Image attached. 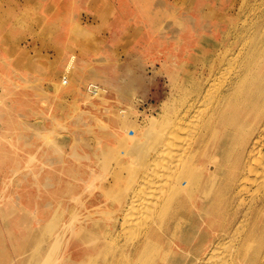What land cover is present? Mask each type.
<instances>
[{"label": "rangeland", "instance_id": "rangeland-1", "mask_svg": "<svg viewBox=\"0 0 264 264\" xmlns=\"http://www.w3.org/2000/svg\"><path fill=\"white\" fill-rule=\"evenodd\" d=\"M261 13L264 14V0H0V264H165L167 261L166 264H223L221 257L228 255L227 251L232 254L238 245L241 228L237 223L242 210L251 202L249 195L258 193V184L263 185L264 181L261 174L264 170L254 173L257 175L250 173L246 179L254 180H249L250 184L244 181V192L233 195L238 179H229V174L238 172L235 154L238 140L249 129L246 120L241 122L244 116L241 109L256 105L249 94L258 89V81L252 77L264 72ZM232 56L237 57L233 60ZM239 66H243L240 77L243 90L238 88L240 91L232 94L231 99L234 106L239 101V107L243 108L228 115V124L220 123L206 135V143L198 149L202 150L200 155L197 152L195 159L189 161V173L175 180L169 177L172 183H177L174 199L185 193L181 189L189 184L192 190L175 215L169 209L165 216L160 213L151 216L160 227L155 228L156 234H149L152 223L147 217L149 213L142 205L135 206L132 199L143 195L152 203V195L160 192L162 184L158 179L162 178L145 182L144 170L151 172L153 167L155 172L161 166L157 165L167 161L169 155L168 159L172 156L174 161L180 159L177 143L181 145L179 153L184 154L185 139L194 131L197 117L203 115L197 111H207L210 106L207 100L211 98L213 102L222 93L236 78ZM219 76L222 81H218ZM93 89L96 94H92ZM201 91H210L211 95L204 93L202 97ZM244 97L246 101L242 100ZM183 112L187 113L186 120ZM171 129L176 138H182L181 143L170 137ZM224 135L229 142L222 153L216 146ZM169 142L176 146L178 155L171 154L175 148ZM260 144L264 151V136ZM158 149H163L162 158L165 150L168 155L161 159ZM202 162L206 171L195 172V165L200 167ZM213 165L217 166L215 172ZM258 176L263 181H258ZM152 183L156 185L152 187ZM222 186L224 189L220 190ZM152 188L155 192L151 195ZM142 191L145 194H140ZM115 195H120L122 201L117 202L119 198ZM132 207L139 212L136 214ZM126 211L132 213L133 219L137 216L138 228L143 227L139 232L136 224L130 225L134 221L132 216L128 217L130 222L124 219L129 214ZM139 213H144L142 217L148 220ZM231 218L235 220L232 222ZM125 220L129 228L122 223ZM258 228L256 237L253 235L242 246L245 254L241 264H258L257 260L264 264V255L258 253L264 245V226ZM234 229L236 234L240 231L239 237ZM230 242L232 248L228 250L224 246L227 243L231 246ZM214 248L219 252L216 255L226 252L219 262L213 256ZM223 248L227 251H221ZM208 256L212 257L211 262Z\"/></svg>", "mask_w": 264, "mask_h": 264}, {"label": "bare ground", "instance_id": "bare-ground-1", "mask_svg": "<svg viewBox=\"0 0 264 264\" xmlns=\"http://www.w3.org/2000/svg\"><path fill=\"white\" fill-rule=\"evenodd\" d=\"M259 6V5H258ZM261 10V9H260ZM259 10V11H260ZM224 11V10H223ZM262 14V13H261ZM262 15H264V14H262ZM263 17V16H262ZM256 20V19H255ZM258 20H260L259 18H258ZM258 20H256V21H258ZM255 21V22H256ZM261 22V21H260ZM257 25H258V23H256ZM262 26V25H261ZM257 28H258V26H257ZM262 28V27H261ZM256 30V29H255ZM261 32H262V30H261ZM258 36V35H257ZM263 40V39H262ZM257 41H258V39H257ZM256 41V42H257ZM261 42V41H260ZM215 48V47H214ZM225 50V49H224ZM244 51V50H243ZM233 52V51H232ZM238 52V51H237ZM240 52V51H239ZM233 53H235V52H233ZM240 54V53H239ZM242 54H244V53H242ZM241 54V55H242ZM251 54V53H250ZM222 55V54H221ZM229 56V55H228ZM228 56H227V58H228ZM249 56V55H248ZM231 56H229V58H230ZM236 57L237 56H235V57H233L232 56V58H233V60H234V58L236 59ZM225 58V57H224ZM239 58V57H238ZM210 59V58H209ZM231 59V58H230ZM227 60V59H226ZM232 60V59H231ZM239 60V59H238ZM237 60V61H238ZM209 61V60H208ZM230 61V60H229ZM240 61V60H239ZM241 61H243V60H241ZM247 61H248V59H247ZM196 62V61H195ZM224 62V61H223ZM222 62V63H223ZM239 63V62H238ZM240 63H242V62H240ZM244 63H246V62H244ZM235 64V63H234ZM222 65V64H221ZM239 64H237V66H238ZM242 65H243V63H242ZM241 66V65H240ZM239 66V67H240ZM166 67V66H165ZM192 68H193V66H192ZM220 68V67H219ZM235 68V67H234ZM242 68H243V66H242ZM241 67L239 68V70L237 71V73L235 74V76H236V78L235 77H233L232 79H234V80H232V81H230L229 83H228V85L224 88V90L222 91V93H220V95L218 96V97H216L215 99H214V101L212 102L211 101V98L208 96H205V97H207V99L208 98H210L209 100L212 102V103H209L210 101L209 100H207V103H208V105H210L209 107H208V109H207V111H206V109L204 110V112H202V111H197V112H200V114H202L203 113V115H199V113L197 114V112L195 113L196 115H199L200 117H197V118H191L192 120L193 119H197V122L194 124V126H195V129H194V127L192 126V128L194 129V131L193 130H189L188 128H186V129H188V133H189V131H190V133H189V137L187 138V139H185L186 141H187V143H185V144H187V145H185V146H187V150L186 149H184V151H185V153L184 154H181V153H179L180 151V149H181V145L179 146L178 145V143H177V148L179 149L178 150V152L176 151V146L174 147V146H172L171 145V143H170V145L172 146V147H174L175 148V150H173L174 148H172L171 150H173L174 152L172 153V151H171V154H173L174 155V153L176 154V152L178 153V154H180L181 155V157H180V159L178 158V160L177 161H174L173 159H172V157H171V159L173 160V162L171 161V159L169 158L168 159V157L169 156H171V155H169L168 157H167V159H165V160H167V161H163L162 160V162H161V159H164L165 157H166V155H168V152L166 151V153H165V151H164V154H163V156H164V158H162V153H161V151L164 149H161V150H159L160 151V153L159 152H157L156 153V155L159 153V155L161 156V159H160V162H161V164H158L157 165V163H160V162H157V163H155V165H157V166H159V165H161L160 167H159V169H157L155 172H153V167H152V171L151 172H147V169H146V171L144 170V172H145V174H144V177H146L145 178V182L148 180V181H150V179H152V178H155V177H157V179L158 178H162V179H158L159 181H158V183L160 182L162 185L160 186L157 182H155V183H157L158 184V188L157 189H159V186H160V192L158 193V194H155L154 196L151 194L153 191H154V188H152V191L150 192V194L152 195V197H151V200L153 201L152 203L149 201V200H147L146 198H144L143 197V195L141 196V195H139V196H136L135 198H133L132 199V201L134 202V204H135V206L137 205V206H141L142 205V207H144V209L143 210H145V209H147V211H148V219H149V221H151L153 218L151 217V216H154V215H156L157 213H160L161 214V216L163 215V216H165V213H167V212H169V209L171 210V215L173 216V215H175L176 213V211H177V209L178 208H180V206H182V204H184V202L187 200V198L189 197V191L190 190H192V185L191 184H189L186 188L184 187L183 189H181V190H183V191H186L185 193H183L182 195H179V196H177V197H175V199H174V192H175V190H176V184H175V181H174V183H172L171 181L172 180H169V177H173V179L175 180V179H179V177L181 176V175H184L186 172H188V169L190 170L191 168H189V166H190V163H189V161H192V160H194L195 159V157L197 156V152L199 153L198 155H200V152L202 151H198V149L203 145V144H205L206 143V135L209 133V132H212L215 128V126H217L218 124H224V125H226V124H228L229 123V121H228V119H227V117H228V115L229 114H231L232 112H235V111H237V109H239V108H243V107H239L240 105V102L239 101H237L238 103V105L236 104L235 106L233 105V100L234 99H231L232 97H233V95L232 94H235V93H237V92H239L240 91V89H238V88H241V86H242V81H241V79H240V77H241V71L243 70ZM258 68V67H257ZM256 68V69H257ZM224 69V68H223ZM233 69V68H232ZM216 71V70H215ZM211 72V71H210ZM221 73L223 74V72L221 71ZM233 73V72H232ZM263 74L262 75H260V76H258V75H253V77H252V80H257L258 82V84H257V87H258V89L252 94V93H249L250 95H251V99L250 100H252V99H255V104L257 105V103L260 101V100H262V102L261 103H259L257 106L256 105H254V107L253 108H250L249 109V107H244L243 109H241L243 112H244V116H243V120L241 119V122L243 123V122H245V120H246V124H247V127L249 128H247L248 129V131L247 130H245L242 134V137L238 140V143L237 144H239V148H237L238 149V151L235 153L236 154V168L238 169V172L236 171L235 173H233V174H229L231 177H229V179H232V180H237L238 181V183L236 184V187H234V188H236V190L233 192V195L234 194H238V193H241V192H244L243 190H245V189H243V185H244V183H246L247 181L246 180H251V178L250 179H246L247 178V176L250 174V173H257V172H261L262 170H264V151H262L261 150V147H262V145L260 144V141H261V138L264 136V89L263 90H261V86L263 85L264 86V72H262ZM219 74H220V72H219ZM221 75V74H220ZM234 75V74H233ZM212 76H214L215 77V75H212ZM221 76H223V75H221ZM218 77V76H217ZM255 77V78H254ZM175 79V78H174ZM178 79V78H177ZM190 79V78H189ZM193 79V78H192ZM208 79V78H207ZM220 79H221V81H222V78L219 76V80L218 81H220ZM194 80V79H193ZM193 80H191V81H193ZM251 80V82H253ZM210 81V80H209ZM211 81H215V80H213V78H212V80ZM217 81V80H216ZM218 81H217V83H218ZM223 81H224V79H223ZM227 82V81H226ZM225 82V83H226ZM210 83V82H209ZM221 83H223V82H221ZM221 83H219L220 85H222ZM213 84V83H212ZM254 84V83H253ZM206 85V84H205ZM209 85V84H208ZM214 85V84H213ZM212 85V86H213ZM210 86V85H209ZM215 86V85H214ZM213 86V87H214ZM211 87V86H210ZM209 87V88H210ZM224 87V86H223ZM205 88V87H204ZM203 88V89H204ZM212 88V87H211ZM264 88V87H263ZM98 89V88H97ZM223 89V88H222ZM242 89V88H241ZM243 90V89H242ZM211 91V90H210ZM210 91H208V93H210V94H208V93H205V95L207 94V95H211V92ZM219 91H220V89H219ZM219 91H218V93H219ZM245 91V90H244ZM97 92V91H96ZM202 92V91H201ZM248 92V91H247ZM203 93V92H202ZM204 93H203V96L202 97H204ZM246 93V92H245ZM260 93L262 94V95H260ZM96 94V93H95ZM232 96H231V95ZM244 94V93H243ZM92 95V94H91ZM231 97H230V96ZM255 95L257 96V95H259V99L257 98L256 99V97H255ZM242 98V97H241ZM171 99V98H170ZM169 99V100H170ZM203 99V98H202ZM201 99V101L203 102V100ZM200 100V98H198V101ZM213 100V99H212ZM232 100V101H231ZM238 100V99H237ZM243 101H246L247 99H245V97L242 99ZM201 101H200V104H201ZM209 101V102H208ZM199 103V102H198ZM207 105V106H208ZM245 109V110H244ZM186 111H189V110H186ZM185 111V112H186ZM185 112H183V115L185 116V120H186V115H187V113L186 114H184ZM189 113V112H188ZM194 114V115H195ZM193 115V114H192ZM191 115V116H192ZM191 116H189V117H191ZM195 117V116H194ZM247 118H249V120H248V122H247ZM177 120H178V118H177ZM176 120V121H177ZM182 120V119H181ZM192 120H190V121H192ZM184 121V120H183ZM194 121H196V120H194ZM193 122V121H192ZM173 123H175V122H173ZM177 123H179L180 124V122H177ZM176 123V124H177ZM182 123H185V122H182ZM188 123V122H187ZM194 123V122H193ZM178 124V125H179ZM186 124V123H185ZM192 124V123H191ZM182 125V124H181ZM184 125V124H183ZM186 126V125H185ZM190 126V125H189ZM171 127V126H170ZM187 127H188V124H187ZM177 128V127H176ZM180 128V127H179ZM179 128H177L178 130H180V129H182L183 127H181L180 129ZM190 128V127H189ZM168 129H170V128H168ZM174 129H175V124H174ZM173 129V131H175ZM191 129V128H190ZM183 130H185V129H182V131ZM226 130V129H225ZM193 131V132H192ZM221 131V130H220ZM168 132H169V130H168ZM171 133H173L172 132V129H171V131H170ZM178 132H180V131H178ZM185 132H187L186 130H185ZM192 132V133H191ZM229 132V131H228ZM169 134L170 135V137L172 136V139H173V136H174V140L175 139H177V140H179V141H176V142H180L181 143V141H182V138H180L179 137V139L178 138H176L175 137V135L177 136V134H175V133H173V134ZM182 133V132H181ZM183 133H184V131H183ZM187 133V134H188ZM168 134V133H167ZM175 134V135H174ZM186 134V133H185ZM224 134V133H223ZM226 135H228V134H226ZM226 135H224V136H226ZM167 137H168V135H166ZM183 136H184V134H183ZM187 136V135H186ZM186 136H185V138H186ZM224 136H223V138H220L219 139V141L217 142V145L218 146H216V147H219V148H221V151H222V153H223V150H222V148H224L225 146H226V144H227V142H229V140H228V137L226 136L225 138H224ZM231 136V135H230ZM229 136V137H230ZM166 137V138H167ZM181 137H182V135H181ZM184 138V137H183ZM163 139V138H162ZM170 139V138H169ZM160 140V139H159ZM168 140V138L166 139V141ZM171 140V139H170ZM181 140V141H180ZM171 141H173V140H171ZM160 141H158V143H159ZM165 142V141H164ZM168 142V141H167ZM157 143V144H158ZM163 143V142H162ZM165 144H167V143H165ZM216 144V143H215ZM236 144V143H235ZM184 145H182L183 147H184ZM260 145H261V147H260ZM158 146H159V144H158ZM167 146H168V148H169V145L167 144ZM171 146H170V148H171ZM157 147V146H156ZM160 147H162V146H160ZM182 147V148H183ZM233 147V146H232ZM54 148V147H53ZM226 148V147H225ZM228 149V148H227ZM155 150V149H154ZM200 150V149H199ZM219 150V149H218ZM235 150V149H234ZM56 151V150H55ZM152 151V150H151ZM168 151H170V150H168ZM182 151V150H181ZM183 151V152H184ZM220 151V150H219ZM156 152V151H155ZM163 152V151H162ZM182 152V153H183ZM53 153V152H52ZM151 153V152H150ZM217 153V152H216ZM226 153V152H225ZM72 154V153H71ZM166 154V155H165ZM178 154H176V155H178ZM233 154V153H232ZM155 155V154H154ZM217 155V154H216ZM219 155V154H218ZM60 156V155H59ZM147 156V155H146ZM175 156V155H174ZM225 156V155H224ZM71 157V156H70ZM147 157H149V155L147 156ZM199 157V156H198ZM197 157V158H198ZM213 157V156H212ZM220 157H221V155H220ZM73 158V157H72ZM79 158V157H78ZM98 158V157H97ZM100 158V157H99ZM154 158V157H153ZM176 158V157H175ZM151 159V158H150ZM217 159V158H216ZM222 159V158H221ZM221 159H220V161H221ZM64 160H66V159H64ZM102 160V159H101ZM144 160V159H143ZM155 160H157V159H155ZM145 161V160H144ZM223 161V160H222ZM50 162V161H49ZM48 162V163H49ZM60 162H61V160H60ZM143 162V161H142ZM151 162H152V160H151ZM156 162V161H155ZM216 162V161H215ZM224 162V161H223ZM52 163H50V165H51ZM193 164V163H192ZM195 164V163H194ZM200 164V167H198V166H196L195 165V168H193V169H195V172H201V170L204 172V171H206V165H204L203 164V162L202 163H199ZM28 165H29V163H28ZM146 165V164H145ZM222 164H220V166H221ZM56 166V165H55ZM70 166V165H69ZM76 166V165H75ZM74 166V167H75ZM154 166V165H153ZM66 167H68V166H66ZM53 168V167H52ZM51 168V169H52ZM56 168V167H55ZM63 168V167H62ZM73 168V167H72ZM147 168V167H146ZM149 168V167H148ZM156 168V167H155ZM213 170H212V172H215L216 171V169H217V166H214L213 165ZM221 168V167H220ZM226 168H227V166H226ZM68 169V168H67ZM71 169V168H70ZM150 169V168H149ZM40 171H41V169H39ZM136 170H137V168H136ZM227 170V169H226ZM228 170H229V168H228ZM233 170H235V169H233ZM68 171V170H67ZM113 171V170H112ZM143 171V170H142ZM147 172V173H146ZM219 172V171H218ZM222 172V171H221ZM227 172V171H226ZM62 173V172H61ZM138 173H139V171H138ZM138 173H137V175H138ZM189 173V172H188ZM210 173V172H209ZM217 173V172H216ZM40 174V173H39ZM211 174V173H210ZM252 174V175H253ZM260 174V173H259ZM261 174L262 175H264L262 172H261ZM38 175V174H37ZM36 175V176H37ZM142 175H143V173H142ZM197 175V174H196ZM199 175V174H198ZM202 175V174H201ZM209 175V174H208ZM222 175H223V173H222ZM222 175H220V176H222ZM243 175H245V176H243ZM251 175V174H250ZM254 175H257V174H254ZM253 175V176H254ZM261 175V176H262ZM39 176V175H38ZM187 176V175H186ZM195 176V175H194ZM219 176V177H220ZM241 176H243V177H241ZM260 176V175H259ZM258 176V181H261L262 180V177L260 178ZM32 177H35V176H32ZM67 177V176H66ZM133 176H131V178H132ZM196 177V176H195ZM202 177V176H201ZM227 177H228V175H227ZM227 177H226V179H227ZM245 177V178H244ZM69 178V177H68ZM185 178V177H184ZM223 178V177H222ZM243 178V179H242ZM255 178H257V177H255ZM260 178V179H259ZM264 178V177H263ZM33 179V178H32ZM62 179V178H61ZM135 179V178H134ZM183 179V178H182ZM240 179H242L241 181H240ZM57 180V179H56ZM133 180V179H132ZM141 180V179H140ZM160 180H162V182L160 181ZM217 180H219V179H217ZM254 180V179H253ZM253 180H251V182L253 181ZM54 181V180H53ZM67 181V180H66ZM157 181V180H156ZM170 181V182H169ZM186 181V180H185ZM224 180H222V182H223ZM227 181H228V179H227ZM226 181V183H229L230 184V182H227ZM244 181H246V182H244ZM256 181V180H255ZM257 181V183H259ZM263 181V180H262ZM35 182V181H34ZM55 182V181H54ZM65 182V181H64ZM70 182V181H69ZM136 182V181H135ZM144 182V179H143V183H145ZM151 182V181H150ZM150 182H148L149 183V185H150V188H151V183ZM154 182V181H153ZM188 182V181H187ZM221 182V183H222ZM250 181L248 182L249 184L251 183ZM55 183H57V182H55ZM189 183V182H188ZM224 183V182H223ZM236 183V182H235ZM254 183H256V182H254ZM36 183H34L33 185H35ZM39 184V183H38ZM46 184V183H45ZM63 184V183H62ZM145 184H147V183H145ZM153 185H152V187L153 186H155L156 184H154V183H152ZM198 184V183H197ZM216 184V183H215ZM261 184V183H260ZM260 184H258L259 186L257 187V188H260V190H259V192L258 193H253V195H255L254 197H253V195H249V196H251V202H250V200L248 201V202H250L248 205H246L245 207H244V209L242 210V213H241V218L239 219V221H238V225L240 226V228H241V234H240V239H237L238 240V245H237V247L234 249V252H232V254H231V252H228L226 249L228 248V250H229V247H231L232 248V241L230 242V244H231V246H229V243H227V245L228 246H224V247H227L226 249L225 248H223V250H221V251H223L224 252V249L227 251V253H229L228 255L226 254V252H224L226 255L224 256V257H221V258H223V264L225 263V264H241L240 263V261H242L243 260V255L245 254V252L244 251H242V246H243V244L245 243V244H247V242L248 241H250L251 240V238L253 237V235H254V233H255V230L256 229H259L258 227H259V225H263L264 226V181L262 182V184L263 185H260ZM32 185V184H31ZM133 185V184H132ZM144 185V184H143ZM149 185H148V187H149ZM180 185V184H179ZM199 185V184H198ZM224 185H225V183H224ZM226 185H228V184H226ZM256 185V184H255ZM49 186V185H48ZM47 186V187H48ZM52 186V185H51ZM56 186V185H55ZM109 186V185H108ZM137 186V185H136ZM142 186V185H141ZM261 186V187H260ZM42 187V186H41ZM45 186H43L42 188H44ZM50 187V186H49ZM105 187H107V186H105ZM131 187V186H130ZM134 187H135V185H134ZM147 187V186H146ZM145 187V188H146ZM181 187H183V186H181ZM247 187H248V185H247ZM249 187H251V186H249ZM40 188V187H39ZM65 188V187H64ZM63 188V189H64ZM108 188V187H107ZM138 188H140V187H138ZM138 188H137V191H139L140 192V190H138ZM219 188V187H218ZM223 188V186L220 188V190ZM227 188V187H226ZM246 188V187H245ZM256 188V187H255ZM35 189H36V187H35ZM41 189V188H40ZM105 189V188H104ZM128 189H129V187H128ZM149 189V188H148ZM148 189H146L145 191L147 192L148 191ZM202 189V188H201ZM224 189V188H223ZM243 189V190H242ZM248 189V188H247ZM250 189V188H249ZM254 189V188H253ZM45 190V189H44ZM43 190V191H44ZM56 190V189H55ZM127 190V189H126ZM177 190H178V188H177ZM119 191V190H118ZM157 191V190H156ZM227 191V190H226ZM255 191L257 192V190L255 189ZM139 192H137V194H139ZM143 193H140V194H145L144 193V191H142ZM155 192V191H154ZM248 192V191H247ZM252 192V191H251ZM44 193V192H43ZM127 193V192H126ZM125 193V194H126ZM147 193H149V192H147ZM146 193V194H147ZM174 193V194H173ZM196 193V192H195ZM222 193V192H221ZM221 193H219V195L221 194ZM37 194V193H36ZM100 194V193H99ZM128 194V193H127ZM130 194V193H129ZM150 194H148V195H144V196H149ZM201 194H202V192H201ZM213 194V193H212ZM215 194V193H214ZM230 194V193H229ZM242 194V193H241ZM246 194H249V193H246ZM251 194V193H250ZM45 195V194H44ZM111 195V194H110ZM135 195H136V193H135ZM173 195V196H172ZM197 195V194H196ZM231 195V194H230ZM232 195V196H233ZM29 196V195H28ZM55 196V195H54ZM116 196V195H115ZM115 196L113 197V198H115ZM118 196V195H117ZM116 196V197H117ZM120 196V195H119ZM119 196H118V198H119ZM156 196V197H155ZM192 196V195H191ZM202 196V195H201ZM203 196H204V194H203ZM210 196H212V195H210ZM213 196H215V195H213ZM217 196V195H216ZM222 196V195H221ZM241 196V195H240ZM244 196V195H243ZM51 197V199H52V196H50ZM98 197V196H97ZM104 197V196H103ZM106 197V196H105ZM121 197V196H120ZM173 197V198H172ZM93 199H94V197H92ZM118 198H116V199H118ZM127 198V197H126ZM152 198H154V199H152ZM203 198V197H202ZM230 198V197H229ZM229 198H227V199H229ZM241 198V197H240ZM54 200L56 199V197L55 198H53ZM59 199V198H58ZM89 199V198H88ZM105 199V198H104ZM150 199V198H149ZM174 199V200H173ZM197 199V198H196ZM210 199V198H209ZM224 199H226V198H224ZM232 199V198H231ZM230 199V200H231ZM235 199V198H234ZM241 199H243V198H241ZM250 199V198H249ZM115 200V199H114ZM121 200V198H119L118 200H117V202L118 201H120ZM125 200V199H124ZM172 200V201H171ZM199 200V199H198ZM212 200V199H211ZM220 200H221V197H220ZM229 200V201H230ZM58 201V200H57ZM75 201V200H74ZM122 201V200H121ZM129 201V200H128ZM203 201H204V199H203ZM209 201V200H208ZM228 201V200H227ZM240 200H238V202H239ZM244 201V200H243ZM127 202V201H126ZM237 202V203H238ZM63 203V202H62ZM90 203V202H89ZM105 203V202H104ZM122 203H124V202H122ZM206 203V202H205ZM204 203V204H205ZM219 203V202H218ZM218 203H216V204H218ZM227 203V202H226ZM231 203V202H230ZM240 203V202H239ZM238 203V204H239ZM244 203V202H243ZM246 203V202H245ZM119 204H120V202H119ZM130 204V203H129ZM132 204V203H131ZM200 204V203H199ZM198 204V205H199ZM202 204V203H201ZM203 204V205H204ZM228 204V203H227ZM247 204V203H246ZM34 205V204H33ZM39 205V204H38ZM71 205V204H70ZM118 205V204H117ZM133 205V204H132ZM132 205H129V206H132ZM202 205V206H203ZM209 205H211L210 203H209ZM208 205V206H209ZM224 205V204H223ZM228 205H230V204H228ZM31 206V205H30ZM49 206V205H48ZM51 206V205H50ZM49 206V207H50ZM55 206V205H54ZM69 206V205H68ZM134 206V205H133ZM194 206H195V204H194ZM201 206V208H203ZM214 206V205H213ZM232 206V205H231ZM234 206V205H233ZM239 206V205H238ZM35 207V206H34ZM49 207H46V208H49ZM82 207H83V205H82ZM113 207V206H112ZM123 207V206H122ZM198 207H200V205L198 206ZM207 207V206H206ZM227 207V206H226ZM229 207V206H228ZM236 207V206H235ZM60 208V207H59ZM69 208V207H68ZM84 208V207H83ZM109 208V207H108ZM133 208V207H132ZM136 208V207H135ZM200 208V209H201ZM217 208V207H216ZM231 208V207H230ZM239 208V207H238ZM55 209V208H54ZM71 209H73V208H71ZM106 209V208H105ZM121 209V208H120ZM137 209V208H136ZM139 209H141V208H139ZM70 210V209H69ZM99 210V209H98ZM124 210V209H123ZM128 210H131V209H128ZM127 210V211H128ZM133 210H134V212L136 213V211H138V209L137 210H135L134 208H133ZM168 210V211H167ZM182 210V209H181ZM213 210H215V209H213ZM241 210V209H240ZM51 211V210H50ZM63 211V210H62ZM93 211V210H92ZM107 211V210H106ZM110 211V210H109ZM126 211V212H127ZM146 211V212H147ZM239 211V210H238ZM49 212V211H48ZM64 212V211H63ZM68 212V211H67ZM84 212V211H83ZM117 212V211H116ZM139 212V211H138ZM137 212V213H138ZM182 212V211H181ZM180 212V213H181ZM209 212H210V210H209ZM214 212V211H213ZM225 212V211H224ZM235 212V211H234ZM237 212V211H236ZM235 212V213H236ZM38 213V212H37ZM96 213H98V212H96ZM104 213V212H103ZM127 213H129L130 214V211L129 212H127ZM136 213V214H137ZM145 213V212H144ZM144 213H139L138 215H141V217H142V215L144 214ZM170 213V212H169ZM168 213V214H169ZM178 213V212H177ZM204 213H206V211L204 212ZM212 213V212H211ZM229 213V212H228ZM111 214H113V213H111ZM110 214V215H111ZM125 214V213H124ZM128 214V216H126V214L125 215H123V217L124 216H126V217H124V219H126L127 218V220H129L130 219V217L129 216H132L131 214L129 215ZM200 214V213H199ZM203 214V213H202ZM201 214V215H202ZM214 213H212V215H213ZM225 214V213H224ZM42 215V214H41ZM70 215V214H69ZM76 215V214H75ZM74 215V216H75ZM96 215V214H95ZM107 215V214H106ZM135 215V214H134ZM145 215H147L146 213H145ZM159 215V214H158ZM178 215V214H177ZM192 215V214H191ZM197 215V214H196ZM195 215V216H196ZM204 215V214H203ZM206 215H208L209 216V214H205V216ZM227 215V214H226ZM44 216V215H43ZM59 216V215H58ZM57 216V217H58ZM65 216V215H64ZM64 216H63V218H64ZM68 216V215H67ZM73 216V217H74ZM90 216H91V214H90ZM105 216V215H104ZM170 216V215H169ZM224 216V215H223ZM234 216H235V214H234ZM50 217V216H49ZM86 217V216H85ZM85 217H83V218H85ZM101 217V216H100ZM123 217H122V219H123ZM128 217H129V219H128ZM133 217L134 216H132L131 218V220H134L133 222L131 221L130 222V220H129V222H130V225H131V223H132V225H133V223L134 224H136V226L135 227H137L138 228V225H139V223H138V225H137V219L135 220V218L137 217H135L134 219H133ZM141 217H140V219L139 220H142L141 219ZM146 217V216H145ZM144 216L142 217V218H144V220L145 221H147L148 219H147V217L145 218ZM193 217V216H192ZM226 217H228V216H226ZM56 218V217H55ZM107 218H109V217H107ZM112 218V217H111ZM191 218V217H190ZM195 218H198V217H195ZM54 219V218H53ZM57 219V218H56ZM100 219V218H99ZM103 219V218H102ZM154 219H155V217H154ZM161 220L163 219V217H161L160 218ZM169 219V218H168ZM167 219V220H168ZM172 219V218H171ZM180 219V218H179ZM188 219V218H187ZM66 220V219H65ZM77 220V219H76ZM138 220V221H139ZM160 220V221H161ZM170 220V219H169ZM198 220V219H197ZM208 220V219H207ZM218 220V219H217ZM231 220H232V218H231ZM233 220H235V219H233ZM233 220H232V222H233ZM47 221V220H46ZM46 221H45V223H46ZM66 221H68V220H66ZM70 221H72V219L70 220ZM145 221H141V222H145ZM155 221V220H154ZM173 221V220H172ZM183 221V220H182ZM199 221V220H198ZM214 221V220H213ZM219 221V220H218ZM236 221H237V219H236ZM128 222V223H129ZM152 223H151V225L149 226V234H156L155 232V228L156 227H160V225L159 224H155L156 222H154L153 223V220L151 221ZM158 222V221H157ZM162 222V221H161ZM187 222V221H186ZM201 222V221H200ZM222 222H224V220L222 221ZM229 222V221H228ZM231 222V223H232ZM56 223V222H55ZM78 223V222H77ZM119 223V222H118ZM122 223H126L125 225L127 226V221L125 220L124 222L122 221ZM121 223V225H124V224H122ZM159 223V222H158ZM230 223V224H231ZM35 224H37V223H35ZM68 224H70V223H68ZM79 224V223H78ZM100 224V223H99ZM145 224L146 223H142V225H144L145 226ZM161 224V223H160ZM169 224V223H168ZM181 224V223H180ZM188 224H190L189 222H188ZM204 224V223H203ZM207 224V223H206ZM229 224V223H228ZM148 225V224H147ZM209 225H210V223H209ZM233 225V224H232ZM231 225V226H232ZM46 226H48V225H46ZM65 226V225H64ZM99 226V225H98ZM113 226V225H112ZM164 226V225H163ZM189 226V225H188ZM229 226V225H228ZM92 227V226H91ZM115 227V226H114ZM122 227V226H121ZM124 227V226H123ZM165 227H167V226H165ZM186 227V226H185ZM184 227V228H185ZM194 227V226H193ZM192 227V228H193ZM226 227H227V225H226ZM226 227H224L225 229H226ZM261 227V226H260ZM52 228V227H51ZM54 228V227H53ZM109 228V227H108ZM113 228V227H112ZM127 228H129V225L127 226ZM141 228H143V227H141V226H139V230L137 231V232H139L140 231V229ZM145 228V227H144ZM162 228V227H161ZM183 228V229H184ZM187 228H189V227H187ZM207 228V227H206ZM237 228H239L238 226H237ZM236 228V229H237ZM133 229V228H132ZM158 229V228H157ZM165 229V228H164ZM173 229V228H172ZM223 229V228H222ZM228 229V228H227ZM232 229V228H231ZM236 229H234V233H235V230ZM47 230V229H46ZM57 230V229H56ZM55 230V231H56ZM70 230V229H69ZM116 230V229H115ZM131 230V229H130ZM144 229H142V231H143ZM148 230V229H147ZM165 230H167V229H165ZM164 230V232L166 233V231ZM177 230V229H176ZM182 230V229H181ZM188 230V229H187ZM238 230V229H237ZM261 230V229H260ZM71 231V230H70ZM82 231V230H81ZM86 231V230H85ZM106 231V230H105ZM120 231H122V230H120ZM126 231V230H125ZM134 231V230H133ZM132 231V232H133ZM155 231V232H154ZM162 231V230H161ZM169 231V230H168ZM184 231V230H183ZM217 231V230H216ZM230 231V230H229ZM229 231H227V232H229ZM43 232H46V231H44L43 230ZM160 232V231H159ZM163 232V231H162ZM163 232V233H164ZM192 232H193V230H192ZM191 232V233H192ZM196 231H194V233H195ZM219 232H220V230H219ZM240 232V231H239ZM238 232V233H239ZM258 232H260V231H258ZM49 233V232H48ZM81 233V232H80ZM89 233V232H88ZM95 233H97V232H95ZM123 233H126V232H123ZM130 233V232H129ZM135 234H137L136 232H134ZM133 233V234H134ZM145 234H146V232H144ZM189 233H190V231H189ZM190 233V234H191ZM223 233H225V231L223 232ZM222 233V234H223ZM234 233H232L234 236H235V234ZM238 233L236 234V236L238 235ZM45 234V233H44ZM61 234V233H60ZM110 234H111V232H110ZM127 234H128V231H127ZM127 234H126V236H127ZM133 234H131V235H133ZM135 234H134V237H135ZM167 234H168V232H167ZM182 234V233H181ZM200 234V233H199ZM198 234V235H199ZM228 234V233H227ZM231 234V235H232ZM48 235V234H47ZM64 235V234H63ZM62 235V236H63ZM67 235V234H66ZM70 235V234H69ZM92 235V234H91ZM137 235H139V234H137ZM158 235H159V233H158ZM180 235V234H179ZM226 235V234H225ZM224 235V236H225ZM231 235H230V238H231ZM257 235V234H256ZM45 236V235H44ZM77 236H79V235H77ZM86 236V235H85ZM149 236V235H148ZM154 236V235H153ZM173 236V235H172ZM187 236V235H186ZM233 236V237H234ZM255 236V235H254ZM12 237H14V235H12ZM76 237V236H75ZM83 237V236H82ZM99 237V236H98ZM125 237V236H124ZM131 237V236H130ZM140 237V236H139ZM163 237H164V235H163ZM168 237V236H167ZM171 237V236H170ZM185 237V236H184ZM193 237V236H192ZM220 237V236H219ZM238 237H239V235H238ZM256 237V236H255ZM46 238V237H45ZM132 238H133V236H132ZM144 238V237H143ZM157 238V240H158V237H156ZM155 238V239H156ZM179 238H181V237H179ZM190 238V237H189ZM196 238V237H195ZM210 238V237H209ZM230 238H228V240L230 239ZM235 238V237H234ZM261 238V237H260ZM78 239V238H77ZM76 239V241H78ZM86 239V238H85ZM255 239V238H254ZM257 239V238H256ZM255 239V240H256ZM62 240V239H61ZM87 240V239H86ZM85 240V241H86ZM151 240V239H150ZM154 240V239H153ZM181 240V239H180ZM183 240V239H182ZM181 240V241H182ZM187 240V239H186ZM216 240V239H215ZM261 240V239H260ZM44 242H45V240H43ZM73 241V240H72ZM98 241V240H97ZM131 241V240H130ZM146 241H148V240H146ZM189 241H190V239H189ZM199 241V240H198ZM218 241V240H217ZM262 242H263V240H261ZM95 242V241H94ZM180 242V241H179ZM178 242V243H179ZM184 242V241H183ZM227 242V241H226ZM234 242V241H233ZM41 243V242H40ZM60 243H62V242H60ZM67 243V242H66ZM83 243V242H82ZM91 243H93V242H91ZM197 243V242H196ZM218 243V242H217ZM252 243V242H251ZM258 243V242H257ZM264 243V242H263ZM84 244V243H83ZM96 244V243H95ZM149 244V243H148ZM153 244V243H152ZM157 244V243H156ZM219 244V243H218ZM220 244H222L221 242H220ZM219 244V245H220ZM225 244V243H224ZM249 244V243H248ZM89 245V244H88ZM147 245V244H146ZM155 245V244H154ZM219 245H218V248H219ZM226 245V244H225ZM251 245V244H250ZM34 246V245H33ZM85 246V245H84ZM91 246V245H90ZM152 246V245H151ZM248 246V245H247ZM35 247V246H34ZM38 247V246H37ZM157 247H159V246H157ZM223 247V246H222ZM221 246H220V248H222ZM250 247V246H249ZM259 247H261V245H259ZM258 247V248H259ZM87 248V247H86ZM143 248V247H142ZM145 248V247H144ZM191 248V247H190ZM211 248V247H210ZM230 248V249H231ZM246 248V247H245ZM146 249V248H145ZM204 248H202L201 250H199V251H202ZM215 249V248H214ZM43 250V249H42ZM41 250V251H42ZM46 250V249H45ZM189 250V249H188ZM194 250H195V248H194ZM213 250V249H212ZM218 249H215V252L213 251V253H214V255L213 256H215L216 255V253H219V252H216ZM249 251V248H247L246 249V251ZM40 251V250H39ZM101 251H103V250H101ZM121 251V250H120ZM141 251V250H140ZM143 251V250H142ZM179 251V250H178ZM193 251V250H192ZM60 252V251H59ZM100 252V251H99ZM191 252V251H190ZM189 252V253H190ZM195 252V251H194ZM194 252L192 253V254H194ZM198 252V251H197ZM257 252V251H256ZM35 253V252H34ZM43 253V252H42ZM118 253V252H117ZM211 253V252H210ZM213 253H211V255L213 254ZM223 253V254H224ZM258 253H260L259 255H264V245H263V247L262 248H260L259 249V252ZM36 254V253H35ZM99 254V253H98ZM200 254V253H199ZM221 254H222V252H221ZM223 254L222 255H219V254H217V255H219V256H217L216 255V257L218 258V261L216 260V262H219V257L220 256H223ZM250 254V253H249ZM252 254V253H251ZM257 254V253H256ZM143 255V254H142ZM195 255V254H194ZM258 255V254H257ZM42 256H43V254H42ZM51 256V255H50ZM50 256H48V257H50ZM56 256H57V254H56ZM55 256V257H56ZM119 256V255H118ZM169 256H171L170 254H169ZM188 256V255H187ZM196 256H198V255H196ZM226 256H228V259L227 260H225L227 257ZM255 256V255H254ZM52 257V256H51ZM168 257V256H167ZM166 257V258H167ZM211 257V256H210ZM251 257V256H250ZM35 258V257H34ZM37 258H38V256H37ZM36 258V259H37ZM57 258V257H56ZM96 258H98L97 256H96ZM95 258V259H96ZM137 258V257H136ZM193 258V257H192ZM205 258V257H204ZM208 258H209V256H208ZM217 258H215V259H217ZM248 258V257H247ZM246 258V259H247ZM252 258H254V257H252ZM50 259V258H49ZM92 259V258H91ZM90 259V260H91ZM122 259V258H121ZM168 259V258H167ZM183 259H185V258H183ZM189 259V258H188ZM195 259V258H194ZM214 259V258H213ZM250 259V258H249ZM263 259V258H262ZM116 260V259H115ZM130 260H131V258H130ZM164 260L165 259H163V263H164ZM174 260H176V259H174ZM190 260V259H189ZM196 260V259H195ZM208 260V259H207ZM211 260H212V257L211 258H209V261L211 262ZM220 260H222V259H220ZM17 261H19V259L17 260ZM107 261V260H106ZM166 261V260H165ZM192 261V260H191ZM246 261V260H245ZM252 261H253V259H252ZM256 261V260H255ZM52 262H53V260H52ZM168 262V261H167ZM166 262V263H167ZM170 262V261H169ZM171 262H173V261H171ZM175 262V261H174ZM173 262V263H174ZM180 262V261H179ZM213 262H215V260L213 261ZM247 262V261H246ZM251 262V261H250ZM257 262H258V264H259V261L257 260ZM112 263H113V261H112ZM118 263V262H117ZM165 263V264H166ZM206 263H207V261H206ZM212 263V262H211ZM210 263V264H211ZM221 263V262H220ZM219 263V264H220ZM34 264H36V263H34ZM38 264V263H37ZM135 264V263H134ZM190 264V263H189ZM192 264V263H191ZM209 264V263H208ZM213 264V263H212ZM218 264V263H217ZM253 264V263H252ZM262 264V263H261Z\"/></svg>", "mask_w": 264, "mask_h": 264}, {"label": "built area", "instance_id": "built-area-1", "mask_svg": "<svg viewBox=\"0 0 264 264\" xmlns=\"http://www.w3.org/2000/svg\"><path fill=\"white\" fill-rule=\"evenodd\" d=\"M91 92H92V94H95V90L94 89Z\"/></svg>", "mask_w": 264, "mask_h": 264}]
</instances>
